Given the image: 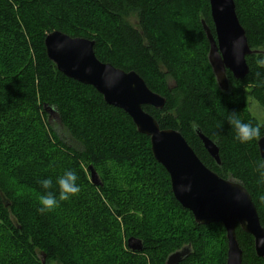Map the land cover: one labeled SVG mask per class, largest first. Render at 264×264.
I'll return each instance as SVG.
<instances>
[{
    "label": "trees",
    "instance_id": "trees-1",
    "mask_svg": "<svg viewBox=\"0 0 264 264\" xmlns=\"http://www.w3.org/2000/svg\"><path fill=\"white\" fill-rule=\"evenodd\" d=\"M56 1L0 0V70L12 64L2 55L4 49L12 51L19 43L33 47V62L0 75V264H42L38 255H44V264H165L187 245L191 252L178 264H225L223 227L193 221L174 199L149 138L92 87L58 72L46 56L44 39L59 31L92 40L101 63L135 72L165 99L161 110L142 109L161 130L179 132L206 168L239 183L264 228V180L256 170L261 161L256 142L264 136V123L250 111L253 105L264 113V67L256 63L264 57V0H233L247 44L258 53L245 58L243 79L227 72V92L218 89L207 60L201 22L213 35L208 0L62 2L67 7ZM185 9L193 10L195 41L174 26ZM27 52L23 49L29 58ZM51 113L78 148L50 129ZM230 116L260 125L261 136L238 143ZM195 129L217 145L220 166ZM81 167L89 175L90 168L94 171L98 185L85 180ZM69 169L80 191L53 211L39 213L37 199L46 190L38 180L51 178L47 191L55 192L56 177ZM25 186L28 191L20 195L19 187ZM235 233L242 264H264L255 255L252 237L238 226ZM129 239L140 241L141 250L129 249Z\"/></svg>",
    "mask_w": 264,
    "mask_h": 264
},
{
    "label": "water",
    "instance_id": "water-1",
    "mask_svg": "<svg viewBox=\"0 0 264 264\" xmlns=\"http://www.w3.org/2000/svg\"><path fill=\"white\" fill-rule=\"evenodd\" d=\"M213 35L202 21L208 42L207 60L217 87L228 91L226 73L241 80L248 73L245 58L258 53L247 44L245 32L235 13L233 0H208ZM46 56L58 72L66 78L92 87L103 101L122 110L138 133L149 138L153 158L168 174L171 192L179 205L190 212L198 225L220 224L227 242L225 264H242L235 229L253 239L255 255L264 258V228L248 192L237 182L220 178L206 168L179 132L161 130L144 106L161 110L165 99L151 92L133 71L125 72L110 64L101 63L94 54V42L72 38L54 31L44 39ZM195 134L213 162L220 166L217 145L198 129ZM259 157L264 160V136L256 142ZM90 179L98 185V178L90 168ZM133 251L141 250V242L128 240ZM190 246L170 254L165 264H178L190 254Z\"/></svg>",
    "mask_w": 264,
    "mask_h": 264
},
{
    "label": "clouds",
    "instance_id": "clouds-1",
    "mask_svg": "<svg viewBox=\"0 0 264 264\" xmlns=\"http://www.w3.org/2000/svg\"><path fill=\"white\" fill-rule=\"evenodd\" d=\"M258 66L264 67V57H260L256 61ZM228 123L231 125L234 132V139L241 144L255 140L261 136L260 125L242 122L235 116H230ZM256 170L259 172L260 178L264 180V160L257 162ZM77 175L73 170H65L62 175L55 179L56 191H47L52 187L53 181L51 178L38 180L40 186L46 191L38 196L37 211L39 213H48L53 211L59 202L67 201L75 196L80 187L76 183Z\"/></svg>",
    "mask_w": 264,
    "mask_h": 264
},
{
    "label": "rangeland",
    "instance_id": "rangeland-1",
    "mask_svg": "<svg viewBox=\"0 0 264 264\" xmlns=\"http://www.w3.org/2000/svg\"><path fill=\"white\" fill-rule=\"evenodd\" d=\"M56 2H60L61 3V6H65L67 7L66 5H63L64 3L62 2H68V0H58ZM192 9H185L183 12V15L180 14L178 15V17H175V21L174 22V26L176 27L177 31L178 32H184L186 34L189 35L190 39H192L193 41H195L194 39V35L192 33L193 31V28H192V22H191V19H190V13H192ZM1 22V20H0ZM129 22L132 23V24H135V21L134 20H131L129 19ZM5 26V24H4ZM8 27V26H7ZM183 29H182V28ZM7 34L6 35L8 38L12 36V31L9 29L7 30ZM172 40V38H171ZM172 42H175L174 40H172ZM28 45V46H27ZM28 50L27 54L30 56L29 58L27 57V55H25L23 53V49ZM12 51H10L9 49H4L3 50V53L2 55L3 56H9L8 58L10 60H12V64H8V65H4L1 67V70H0V75L1 74H6V73H11L13 72L14 70H19L20 67L24 66L30 59V61L33 62V59H32V53H33V47L31 45H29L28 43L26 44V46L24 44H18L16 46H13L10 48ZM19 53L21 57L19 56H16L14 55L15 53ZM264 54V53H263ZM11 55H12V58H11ZM9 66V67H8ZM172 85V83H171ZM250 111H251V114L256 117V119L261 122V123H264V113L259 110L257 107L251 105L250 107ZM47 123L50 127V129L52 131H54L58 136H60L61 138H63V140L65 141V143L70 146V147H77L74 142L71 140V138L68 136L67 132L64 130V128L61 126V124L59 123V120L58 118L55 116V114L51 113L49 115V118L47 119ZM78 148V147H77ZM76 149V148H75ZM82 169V172H83V176H85V180H90V175L87 173V170H85V167H81ZM228 180H231V179H228ZM234 181V180H232ZM20 189H18V192L20 195H24L28 189H27V186L25 187H19ZM38 259L40 260V262H42V264L45 263V257L44 255H38ZM48 264H57L55 262H49Z\"/></svg>",
    "mask_w": 264,
    "mask_h": 264
},
{
    "label": "flooded vegetation",
    "instance_id": "flooded-vegetation-1",
    "mask_svg": "<svg viewBox=\"0 0 264 264\" xmlns=\"http://www.w3.org/2000/svg\"><path fill=\"white\" fill-rule=\"evenodd\" d=\"M227 74V73H226ZM226 77H227V75H226ZM227 81H228V79H227ZM227 92V91H226ZM263 137V136H262ZM261 138V137H260Z\"/></svg>",
    "mask_w": 264,
    "mask_h": 264
}]
</instances>
